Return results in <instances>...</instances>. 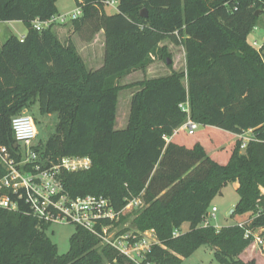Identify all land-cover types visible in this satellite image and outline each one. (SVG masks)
<instances>
[{
    "label": "trees",
    "instance_id": "obj_1",
    "mask_svg": "<svg viewBox=\"0 0 264 264\" xmlns=\"http://www.w3.org/2000/svg\"><path fill=\"white\" fill-rule=\"evenodd\" d=\"M58 1L0 0V21L27 27L23 41L11 36L0 46V147L21 162L12 120L39 104L42 115L57 117L56 130L46 144L34 146L38 161L18 168L30 172L64 157L90 158L89 170L61 171L59 179L73 198L103 196L118 212L143 200L133 223L141 233L154 230L158 240L143 264H182L203 246L220 264H257L241 256L254 242L247 232L264 229V44L258 51L248 42L264 0H120L111 15L106 0H75L82 11L72 19L75 33L86 43L105 34L104 65L96 71H88L71 40H60L54 23L35 29V21L57 17ZM167 40L183 46L185 71L119 84L157 60L168 63L171 54L161 47ZM129 87L140 90L127 128L116 131L119 94ZM186 103L190 115L181 107ZM189 118L236 138L223 161L217 159L220 146L210 155L203 141L179 142ZM249 131L253 140L242 150L239 136ZM6 174L0 161V180ZM230 182L238 183L240 197L232 217L248 220L204 227L213 200ZM5 195L19 209L0 208V264H135L79 226L60 255L47 235L52 224L33 218L10 190L0 191V198ZM129 218L122 215L114 228ZM185 224L189 231L174 237Z\"/></svg>",
    "mask_w": 264,
    "mask_h": 264
},
{
    "label": "built area",
    "instance_id": "obj_2",
    "mask_svg": "<svg viewBox=\"0 0 264 264\" xmlns=\"http://www.w3.org/2000/svg\"><path fill=\"white\" fill-rule=\"evenodd\" d=\"M120 0H106V8H118ZM82 15L81 9L73 15L71 19H77ZM67 16H59L52 18L51 21L42 23L34 22L37 31H41L44 27L53 24L55 21L64 22ZM23 41V38L21 39ZM253 46L261 51L257 42ZM182 109L190 115L189 103L181 106ZM196 123L190 118L183 125L182 129L190 133L198 129ZM12 129L18 148L21 149V162H17L7 147H0V161L7 170V174L0 180V191L7 189L30 208V215L42 222L55 224L66 223L79 226L91 234L97 236L102 244L111 246L121 252L125 257L135 264H143L152 247L158 244V240L154 230L138 234H122L118 235L115 224H117L121 216L132 207L141 208L144 202L141 198L131 201L124 210L116 211L109 199L103 196H86L73 198L65 191L64 186L59 179L61 171L79 172L86 171L91 168L92 162L88 157H64L57 163H52L50 168H42L36 164L33 171L22 172L18 167L35 164L38 161V155L34 151L35 141L38 137L37 127L34 118L29 114H22L12 120ZM252 133V131L246 132ZM245 133V134H246ZM239 136L242 140V150H245L248 143L253 140L246 135ZM264 193V191H263ZM0 208L11 211H17L19 205L13 201L8 195L0 198ZM218 209L213 207L211 213H208L204 222V227H209L208 218H216ZM109 222L110 225H105ZM103 224L101 230L98 228ZM245 223H240L243 226ZM114 228V229H113ZM260 232V233H259ZM264 229L252 233L248 231L246 237L254 236L252 245L264 250ZM180 231L174 232V237L180 236Z\"/></svg>",
    "mask_w": 264,
    "mask_h": 264
},
{
    "label": "rangeland",
    "instance_id": "obj_3",
    "mask_svg": "<svg viewBox=\"0 0 264 264\" xmlns=\"http://www.w3.org/2000/svg\"><path fill=\"white\" fill-rule=\"evenodd\" d=\"M57 9L59 16H67L66 20L62 22L61 20L54 22V29L63 43H67L68 40H71L76 46L80 56L86 64L88 71H96L104 65L105 54L101 46L102 35L97 37L96 42L93 46L88 47V43L84 42L82 38L75 33V28L72 25V17L78 11L79 7L75 0H59L57 3ZM108 14H115L116 8H106ZM47 27V26H46ZM27 34V27L22 22H15L13 25L8 23H3L0 21V46H2L7 39L11 36H16L22 38ZM96 37V36H95ZM248 42L253 45L257 42L258 47L262 50L264 44V14L262 15L258 27L250 34ZM161 47H166L171 54V64L169 65L165 60H157L152 64L146 72H135L120 81L121 86H130L138 82H142L146 79H155L170 76L173 71L183 72L186 70V57L185 50L183 46L176 45L171 40H167L161 44ZM98 60H101L100 64H97ZM139 87H129L121 91L118 98V107H117V118L115 123V130L121 131L127 128L130 118L131 111V102L133 95L139 91ZM29 114L34 118L38 137L35 141V144L42 143L46 144L49 140L51 134L56 130L57 117L44 116L41 114L39 109V104L31 106L30 109H27L23 114ZM246 137L251 138L252 133H246ZM233 135L229 133L220 132L217 129L207 130L203 126H198V129L195 131L194 136L188 135V131L184 130L179 134L178 140L184 144H191L194 141H203V143L208 148L210 155H214L215 147L220 146L218 150H223L224 152H218L220 154L217 159L223 161V156L227 155V152L230 151L231 146L235 143ZM238 183H228L224 185L218 194V196L213 200L208 213H211L213 207L218 209L216 213V218H208L210 225L216 229H221L225 227H231L243 223L248 220L247 216H235L232 217L229 213L235 209L240 201V197L237 193ZM144 208L132 207L131 209L125 212V215H129L130 218L127 222L116 229V232H123L127 230L128 234H138L140 231L133 223L135 218V213ZM189 224H185L181 233H186L189 231ZM76 230V225L66 224V223H55L52 224L48 230L47 235L50 240L58 248L60 255L66 254L70 249V238ZM260 233V232H259ZM253 248H248L242 256H250L253 254L251 252L262 251L260 248H257V251H253ZM264 253V251H263ZM241 256V258H242ZM244 259V258H243ZM247 261V259H244ZM248 262V261H247ZM260 264H264V257L259 260ZM182 264H220L214 257V252L209 246H203L198 248L192 255L183 259Z\"/></svg>",
    "mask_w": 264,
    "mask_h": 264
},
{
    "label": "crops",
    "instance_id": "obj_4",
    "mask_svg": "<svg viewBox=\"0 0 264 264\" xmlns=\"http://www.w3.org/2000/svg\"><path fill=\"white\" fill-rule=\"evenodd\" d=\"M15 22H9L8 24L9 25H13ZM99 35H102V42H101V46H102V49L103 50H105V34H104V31H101L100 33H98L97 35H96V37L94 38V40L91 42V43H88V47H91V46H93L94 45V43L96 42V40H97V37L99 36ZM26 36V35H25ZM25 36H23L22 38H24ZM21 38V39H22ZM104 54H105V51H104ZM101 63V60H98V62H97V64H100ZM92 71V70H91ZM182 229H183V227H182ZM184 233V232H183ZM250 248H253L255 251H257L256 249H257V247H255V245H251L250 246ZM253 250V251H254ZM263 251L264 250H262V251H260V252H257L256 254H255V252H251V253H253V254H250V256H247L246 258H245V256H242V259L244 258V259H247V261H251V260H255L256 262H257V264H260V262H259V260H260V257L261 258H263L264 257V253H263ZM247 252V251H246ZM243 259V260H244ZM245 261V260H244ZM246 261V262H247Z\"/></svg>",
    "mask_w": 264,
    "mask_h": 264
},
{
    "label": "water",
    "instance_id": "obj_5",
    "mask_svg": "<svg viewBox=\"0 0 264 264\" xmlns=\"http://www.w3.org/2000/svg\"><path fill=\"white\" fill-rule=\"evenodd\" d=\"M142 16H143V17H147V16H148L147 11L144 10L143 13H142ZM168 64H169V65L171 64V61H170V60H168ZM16 147L18 148V145H16ZM234 212H235V209H233V210L229 213V215L232 216V215L234 214Z\"/></svg>",
    "mask_w": 264,
    "mask_h": 264
}]
</instances>
